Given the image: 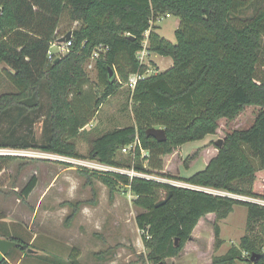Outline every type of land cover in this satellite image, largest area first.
I'll use <instances>...</instances> for the list:
<instances>
[{"label": "trees", "instance_id": "trees-1", "mask_svg": "<svg viewBox=\"0 0 264 264\" xmlns=\"http://www.w3.org/2000/svg\"><path fill=\"white\" fill-rule=\"evenodd\" d=\"M249 5V0H0V65H6L0 68V77L5 76L16 89L0 94V122L10 118L13 124L9 133H0V146L37 147L84 157L76 138L103 102L128 83L131 75L140 73L144 76L130 91L134 123L97 134L91 140L89 158L137 172H161L199 188L116 171H87V176L98 178L111 192L123 184L134 194L133 203L141 209L136 222L154 264H166L167 258L178 256L201 218L215 213L218 220L225 219L236 204L247 207V233L238 246L214 256L211 264H264V205L241 198H264L260 189L264 182V78L257 76L264 7L251 18L236 21ZM66 13L79 26L71 32L70 51L56 62L48 58V52L59 41V25ZM167 13L179 18L175 43L153 24ZM99 46L104 49L96 61L97 80L104 89L94 93L95 84L85 65ZM144 49L170 56L173 65L145 76L147 66L138 58ZM45 97L44 141L38 144L33 136L15 135L26 122L32 124L33 115L40 116ZM249 105L260 107L252 126L229 133L205 169L189 178L163 172L164 155L215 134L222 118L233 120ZM152 127L165 128L167 140L160 142L148 135ZM137 137L135 156L130 151L132 163L125 164L118 154ZM142 148L149 152L147 163ZM196 153L184 161L195 159ZM14 158L0 156V161ZM36 185L33 176L24 195L29 196ZM168 190L171 198L157 207L161 192ZM214 232L219 246L218 222ZM11 238L28 252L29 244ZM177 238L180 243L175 246ZM34 255L54 264H82L78 252L68 261L45 252ZM0 264L10 262L3 257Z\"/></svg>", "mask_w": 264, "mask_h": 264}, {"label": "rangeland", "instance_id": "rangeland-1", "mask_svg": "<svg viewBox=\"0 0 264 264\" xmlns=\"http://www.w3.org/2000/svg\"><path fill=\"white\" fill-rule=\"evenodd\" d=\"M249 4L238 13L236 21L254 16L264 7V0H249ZM153 24L157 32L176 42L177 17L167 13L159 16ZM78 26L79 23L73 22L66 13L59 25V39ZM56 42L52 47L54 52L57 50V46H54ZM153 54L147 49L144 53H138L139 60L147 66L145 76L155 74L160 68ZM165 58L173 61L169 56ZM88 63L85 69L95 84L94 93H101L104 87L98 84L96 68L89 70ZM4 67L5 64L0 65V68ZM257 76L264 78V36ZM131 88L129 83L122 84L117 93L103 102L94 119L84 127L85 131L76 138L77 149L84 156L81 158H89L91 140L97 134L134 123ZM14 90L15 87L5 76L0 77V94ZM44 100L40 116L33 115L32 124L26 122L15 135L21 134L26 138L33 136L38 144L44 141V114L48 106L46 97ZM259 110L258 105H249L233 120L222 118L215 134L181 145L178 149L180 157L174 155L167 159V173L189 178L205 169V160L210 156L215 157L219 151L217 139L225 141L232 131L252 126ZM11 127L10 118L2 120L0 133H9ZM33 149L40 150L37 147ZM195 152V159L184 161ZM118 156L125 164L132 163L129 151L122 150ZM254 162L257 164V160ZM72 165L38 157H15L0 161V231H7L25 240L34 238V245L26 242L30 248L36 246L42 254L56 255L65 261L69 260L67 257L71 249L76 248L86 264H154L149 259L143 232L136 222L141 209L134 205V194L130 189L121 184L111 192L98 178L88 177L87 170ZM156 175H161V172ZM33 176L37 178V185L29 196H25L23 189ZM260 189L264 193V182H261ZM165 195L166 191H162V198ZM216 222L221 226L222 243L219 246L216 245L214 232ZM246 233V206L236 204L225 219L218 220L216 214L211 213L198 223L194 236L185 243L179 255L167 258L166 264H211L214 256L225 254L233 245L238 246ZM238 264L246 263L239 261Z\"/></svg>", "mask_w": 264, "mask_h": 264}, {"label": "built area", "instance_id": "built-area-1", "mask_svg": "<svg viewBox=\"0 0 264 264\" xmlns=\"http://www.w3.org/2000/svg\"><path fill=\"white\" fill-rule=\"evenodd\" d=\"M57 46L56 52L52 50L53 44L48 52V58L50 60H54L55 58L57 59L66 55L70 51V47L72 46V39L70 37L69 40L60 42L57 41L54 46ZM104 46H99V50H95L92 54V56L89 59L88 63V68L93 69L96 68V61L100 57V50H103ZM145 49L140 51L144 53ZM144 75H141L140 73H135L131 75L128 83L130 84L131 87H135L137 80L142 78ZM139 138L132 142L131 144L123 147L124 152H130L132 151L133 155L135 156V149L139 144ZM149 152L146 149L142 148V157L145 158L147 163V158H148ZM0 156H15V157H38V158H48V159H53L56 161H61L64 163H68L70 165H76V167L83 168L89 172H96V173H108V172H121V173H126L129 174L130 176H141L147 179L155 180L157 182H163L175 186H180V187H189V188H199L196 185H192L186 182H178L177 180L173 179L170 180L168 177L163 176V175H156L157 173H144V172H137L134 169H126V168H120V167H115L110 164L101 162L98 159L94 158H81V157H70V156H65L61 155L55 152H50V151H44V150H34L33 148H12V147H1L0 146ZM72 165V166H73ZM208 192L214 193V194H222V195H231L229 193H220L216 192V189L212 188H206ZM251 201L257 202L261 205H264V198H250ZM147 237H150L148 233Z\"/></svg>", "mask_w": 264, "mask_h": 264}, {"label": "crops", "instance_id": "crops-1", "mask_svg": "<svg viewBox=\"0 0 264 264\" xmlns=\"http://www.w3.org/2000/svg\"><path fill=\"white\" fill-rule=\"evenodd\" d=\"M178 21H179V18H178ZM161 34V33H160ZM162 35V34H161ZM156 56L157 58V61L159 62L158 66L160 67L156 72H161V71H164L166 70L167 68L171 67L173 65V61H171V59H168V58H165V56H162V55H159L157 53L153 54ZM170 57V56H169ZM160 62H163V63H160ZM161 65H165V66H162ZM179 149V147H178ZM176 150L174 151L172 154H169V155H164L163 156V159H164V170L163 172L167 173V159L170 157V156H174V155H177L178 157H180V153H179V150ZM218 154V153H217ZM216 154V155H217ZM215 155V156H216ZM213 156H210L209 158H207L205 160V165H207L210 160L212 159ZM211 214V213H209ZM208 214V215H209ZM202 220V218L200 219V221ZM199 221V222H200ZM197 227V226H196ZM195 227V229H196ZM194 229V231H195ZM194 231H193V234H192V237L194 236ZM0 236L1 237H4V238H9V239H12L11 237H17L15 235H12L10 234L9 232L7 231H0ZM18 238H21L22 237H18ZM24 242H28L29 244H32L34 245V238H30L29 240H25V239H22ZM34 248L36 249V246H34ZM38 250V249H37ZM75 252H78V260L82 263V264H86L84 263L82 260H81V253L79 252V250H77L76 248H72L70 253L68 254V257L69 258L72 254H74ZM42 252H40L39 254H41ZM4 258H6L10 264H54L48 260H45L43 258H41L40 256H37V255H34V254H30L28 253L27 251H25L24 249H22L20 246H17V247H13L9 250V252L7 253L6 256H4Z\"/></svg>", "mask_w": 264, "mask_h": 264}, {"label": "water", "instance_id": "water-1", "mask_svg": "<svg viewBox=\"0 0 264 264\" xmlns=\"http://www.w3.org/2000/svg\"><path fill=\"white\" fill-rule=\"evenodd\" d=\"M2 8L0 7V12H1ZM71 37V33H68L65 37L59 39L60 42L69 40ZM60 58L56 59V62L59 61ZM109 76L110 78H114V72L111 68H109ZM147 134L150 136L155 137L158 141L160 142H164L167 140V134H166V130L165 128H156V127H152L149 128L147 130ZM216 144L218 147H222L224 144V140L222 138L217 139ZM172 196V191L168 190L166 191V195L164 198L160 199L157 203L156 206L159 207L161 205L166 204V202L171 198ZM240 198V197H239ZM180 243V239L177 238L175 240V246H178ZM17 246H21V243L13 240V239H9V238H4L0 236V260L7 255V253L9 252V250L13 247H17ZM28 252L31 254H36V253H40L39 250L35 249V248H29ZM254 258V257H253ZM159 264H164V262H159Z\"/></svg>", "mask_w": 264, "mask_h": 264}, {"label": "bare ground", "instance_id": "bare-ground-1", "mask_svg": "<svg viewBox=\"0 0 264 264\" xmlns=\"http://www.w3.org/2000/svg\"><path fill=\"white\" fill-rule=\"evenodd\" d=\"M216 192H220L221 193V191H219V190H216Z\"/></svg>", "mask_w": 264, "mask_h": 264}]
</instances>
